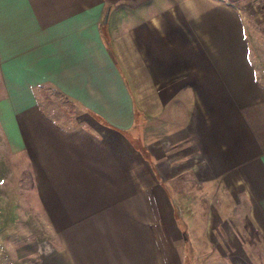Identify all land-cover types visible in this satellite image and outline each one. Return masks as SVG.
Instances as JSON below:
<instances>
[{
  "label": "crops",
  "instance_id": "0c3cea01",
  "mask_svg": "<svg viewBox=\"0 0 264 264\" xmlns=\"http://www.w3.org/2000/svg\"><path fill=\"white\" fill-rule=\"evenodd\" d=\"M0 150L26 264H264V1L0 0Z\"/></svg>",
  "mask_w": 264,
  "mask_h": 264
},
{
  "label": "rangeland",
  "instance_id": "374dc122",
  "mask_svg": "<svg viewBox=\"0 0 264 264\" xmlns=\"http://www.w3.org/2000/svg\"><path fill=\"white\" fill-rule=\"evenodd\" d=\"M264 1V0H263ZM46 107L55 112V115L66 117L71 121V117L76 113L75 107L64 97L60 96L54 90H45L43 94ZM70 118V119H69ZM67 122V121H66ZM72 123H74L72 121ZM18 173L19 181L22 182V190L25 191L24 199H21L20 206L23 212L18 217L15 212L10 211V201L2 196L5 192L3 186L6 185L5 179L12 172ZM17 186V181L14 183ZM10 185V182H9ZM10 188V187H9ZM6 195V194H4ZM3 197V198H2ZM2 200L9 202L8 210L0 212V264H26L33 262V253L41 247L44 239L47 240L48 229L44 227V219L41 217L39 209L35 203V196L32 190L30 173L23 160L14 158L12 161L6 158V154L0 150V206ZM15 203V201H14ZM14 206V205H13ZM245 237V232L243 233ZM247 238V234H246ZM249 241V237L247 238ZM251 242V241H250ZM255 245V244H254ZM247 245L248 251L252 257H256L251 247ZM201 264H223L219 261H201Z\"/></svg>",
  "mask_w": 264,
  "mask_h": 264
},
{
  "label": "trees",
  "instance_id": "16d2710c",
  "mask_svg": "<svg viewBox=\"0 0 264 264\" xmlns=\"http://www.w3.org/2000/svg\"><path fill=\"white\" fill-rule=\"evenodd\" d=\"M232 1H237V0H232Z\"/></svg>",
  "mask_w": 264,
  "mask_h": 264
}]
</instances>
